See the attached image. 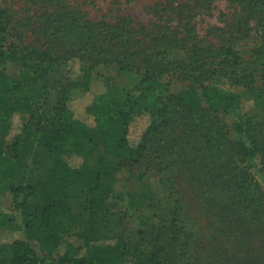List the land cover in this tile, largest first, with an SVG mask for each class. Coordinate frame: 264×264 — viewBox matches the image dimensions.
I'll use <instances>...</instances> for the list:
<instances>
[{
	"label": "trees",
	"instance_id": "obj_1",
	"mask_svg": "<svg viewBox=\"0 0 264 264\" xmlns=\"http://www.w3.org/2000/svg\"><path fill=\"white\" fill-rule=\"evenodd\" d=\"M228 1H245V15H264L262 0ZM4 17L0 9V186L14 182L7 188L12 212H0V222L21 236L0 241V264H175L174 247L185 228L180 198L151 197L155 215L170 214L169 226L155 237L141 230L133 242L122 234H108L100 221L115 206L112 196L118 171L142 164L154 148L160 153L176 145L182 157L203 153L197 167L205 172L211 167L209 154H228L230 161L206 179V190L198 198H210L219 206V217L231 220L232 226L243 223L249 230L261 224L264 231V125L243 111V101L236 94L217 84L203 59L204 48L193 45L187 50L189 59L179 61L176 50L182 39L150 36L142 48L143 41L129 38L134 30L126 21L95 24L68 12L47 15L49 33L67 40L75 54L107 52L114 42L124 59L143 49L160 50L157 56H147L143 77L123 94L107 90L94 96L85 112L92 120L89 123L76 116L71 103L76 95L90 90L92 67L67 72L58 66L59 56L51 47L19 50L9 41ZM112 54L116 58L118 53ZM160 55L170 58L169 63L163 65ZM177 71L188 84L173 90L164 78ZM56 76L60 79L52 115L32 114L33 98L22 92L35 87L42 92ZM229 78L255 102L264 100L263 75L243 73ZM39 105L42 109L43 103ZM15 115L22 118V130L9 140ZM141 116L148 117L147 127L139 139L132 140V123ZM196 133L216 142L196 148L200 139ZM34 147L46 151L50 163H26ZM236 177L235 189L240 191H222ZM78 192L89 196L79 206L73 202ZM216 231L210 230L213 236Z\"/></svg>",
	"mask_w": 264,
	"mask_h": 264
},
{
	"label": "rangeland",
	"instance_id": "obj_2",
	"mask_svg": "<svg viewBox=\"0 0 264 264\" xmlns=\"http://www.w3.org/2000/svg\"><path fill=\"white\" fill-rule=\"evenodd\" d=\"M244 3L228 0H0V9L5 14L9 41L15 43L19 50L51 47L59 56L58 66L67 72L78 73L81 68L92 67L90 90L76 95L71 103L76 116L86 122L92 123L85 112L95 95L107 90L123 94L143 77L147 56H157L160 50L143 49L137 55L124 59L119 57L120 49L114 42L110 43L107 52L102 49L75 54L67 40L49 33L47 15L68 12L95 24L117 25L126 21L128 27L134 30L133 34H128V30L129 38L143 41L142 48L147 45L150 36L166 35L179 41L182 39L176 50L179 61L189 59L187 50L193 45L204 48L206 55L203 59L217 84L236 94L243 101V111L248 112L255 122L264 125V100L255 102L243 87L234 85L229 78L231 75L240 77L243 73L264 76V58L261 57L264 53V15H245ZM112 51L118 53L116 58ZM159 61L166 65L170 58L160 55ZM121 63L126 70H121ZM10 72L14 74L17 70L13 67ZM180 74L177 71L164 78L173 90L188 84ZM59 79V76L51 78L42 92L36 87L22 92L33 98L32 114L46 112L48 116L52 115V101ZM40 103H43L42 109H39ZM148 121L147 116L133 121L132 140L140 138ZM22 123L21 116L15 115L9 140L21 132ZM198 136L196 133V139L200 138ZM228 138L232 136L228 135ZM215 142L200 138L195 145L201 148L206 143L213 145ZM28 147L25 155L30 151ZM156 149L142 164L118 171V183L112 196L115 206L100 221L105 231L111 235L122 234L133 242L139 238L141 230L147 236L155 237L167 227L170 214L155 215V202L151 197L180 198L185 228L174 247L175 264H264V231L261 224L249 230L244 228L243 223L232 226L231 220L219 217V206L209 202L210 198H198V194L206 190V179L215 176L219 166L230 161L228 154H209L207 158L211 167L205 172L197 167L202 162L203 153L182 157L177 145L172 151L165 149L156 153ZM31 155L25 159L26 163L31 164L33 160L48 164L51 161L50 155L39 147H34ZM225 177H230V170L225 172ZM235 180L237 177L222 191L239 192L240 189H235ZM13 182L11 179L0 186V212H12L13 199L7 188ZM88 197L87 192H78L73 202L79 206ZM243 214L248 217L246 211ZM212 227L217 230V236L211 234ZM18 236H21L20 231H12L0 222V241Z\"/></svg>",
	"mask_w": 264,
	"mask_h": 264
}]
</instances>
